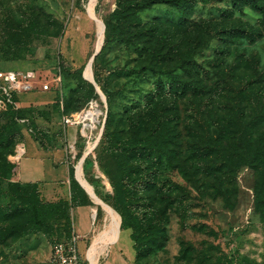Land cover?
Instances as JSON below:
<instances>
[{
  "label": "rangeland",
  "instance_id": "obj_1",
  "mask_svg": "<svg viewBox=\"0 0 264 264\" xmlns=\"http://www.w3.org/2000/svg\"><path fill=\"white\" fill-rule=\"evenodd\" d=\"M115 8L116 0H0V71H27L39 80L52 82L47 90L38 86L34 91L20 93L16 101L3 99L0 131L7 125L10 112L22 108L18 140L4 150H10L13 157L19 145H25L26 150L44 152L48 171L39 184L51 181L67 184L64 194L69 199L72 168L79 184V200L94 203L92 214L107 212L111 217L114 211L127 217L128 212L119 203L113 185L119 184L120 161L115 144L135 135L136 120L128 117L130 114L137 116L145 109L147 96L156 91L159 77L164 83L169 82V78L149 70L141 71V67L150 63L149 44L141 41L137 45H127L106 37ZM142 18L155 23L177 22L179 17L177 11L159 6L143 12ZM261 19L250 5L240 9L231 0L193 3L188 14L191 22L204 20L214 25L226 21L259 26ZM38 26L47 32L42 33ZM171 30L173 36L176 27ZM174 39L189 43L185 33L177 32ZM219 42L218 38L200 43L195 38L191 41L200 51L196 61L205 64L206 71H210L209 88L212 93L220 92L216 96L218 102L209 105L206 99L187 98L178 102L168 100V108L165 106L178 132L171 144L177 160L174 169L166 162L160 166L157 186L176 189L159 204V213L166 214L165 222L138 257L137 264H219L220 258L229 264H264V222L254 201L256 180L260 176L256 169L259 167L264 172V163L257 161L237 173L232 172L228 181L208 177L203 171L205 163H199L200 154L217 147L216 141L227 151L233 150L237 138L229 118L239 103L242 106L248 103V118L264 116V35L254 43L247 38L237 42L238 51L236 43L232 45L235 54L243 53L244 58H250L251 64L255 63L254 66L244 64L245 68L237 70L235 54L222 65H216L214 48ZM152 44L156 48V42ZM169 47L170 44L166 50ZM174 58L172 66L178 62L179 55L175 54ZM168 64L169 61L166 67ZM246 67L247 71L258 72L257 78L260 74L257 85L262 87V96L251 94V88H246ZM176 73L188 77L182 70ZM94 108L100 114L95 128L91 129L88 121L83 120L87 123L83 125L79 115ZM65 117L74 123H66ZM191 126L198 130H192ZM253 129L255 137L264 134V117ZM224 131L229 132L226 136H232L217 140ZM216 162L220 163L219 155ZM198 164L200 172H196ZM53 167L57 174L49 172ZM18 174L16 170L10 179L17 181ZM8 182L0 180L5 202ZM39 194L45 199L41 186ZM144 208H141L143 214ZM75 213L78 215L79 211ZM154 213L156 216L158 210ZM44 216L46 233L18 240L0 238V264H52L53 244L70 239L74 234L73 209L54 204ZM11 221L0 219V225ZM91 221L95 220L91 218ZM142 224L143 229H147L148 219ZM77 237L80 249L85 239ZM121 240L128 241L125 234Z\"/></svg>",
  "mask_w": 264,
  "mask_h": 264
},
{
  "label": "trees",
  "instance_id": "obj_2",
  "mask_svg": "<svg viewBox=\"0 0 264 264\" xmlns=\"http://www.w3.org/2000/svg\"><path fill=\"white\" fill-rule=\"evenodd\" d=\"M231 1L240 9L250 5L254 11L262 16L260 25L255 26L250 22H241L240 24L226 21L214 25L212 22L204 20L198 22L188 20L189 8L193 3L206 4L211 0H116V8L110 17L106 37L127 45H137L141 41L145 42L144 45L149 44L147 47L150 63L141 67V71L149 70L169 78L167 83H164L162 78H158L156 91L148 94L147 105L137 115L138 119L135 114H130L128 117L131 121L136 120L134 122L135 135L120 139L115 144V151L120 161L117 176L119 184L113 185L117 190L119 203L128 212L127 217L123 214L120 215L122 227L130 228L132 231L134 248L137 253L136 264L138 257L149 247L152 237L159 230H162L166 214L165 212L161 213V211L159 213V204L166 199V196L174 194L173 190L176 189L173 187L165 190L157 186L156 177L160 166L166 162L174 169L177 160L171 144L176 139L178 132L171 123L170 112L168 115L166 114L165 106L168 108V100L178 102V100L182 101L187 98L206 99L209 105H215L218 102L216 96L220 94L219 91L212 93V88H209L207 80L210 78V71H206L205 64H199L196 61L200 51L191 44V41L195 38L200 43L204 40L206 42L208 39L218 38L220 42L214 48L216 52L214 60L216 65H222L229 56L236 53L232 45L236 43L235 47L238 51L239 43L237 42L247 38L251 43H254L258 37L264 35V0ZM159 6L177 11L179 17L177 22L170 20L148 23L143 20V12ZM173 26L176 27L177 32L185 33V38H189L188 44H185V41H175L174 37L177 32L174 31L173 36L170 34ZM39 29L42 33L47 32L43 27H39ZM155 42L156 48L152 44ZM168 44L171 47L166 50ZM175 54H178L179 58L176 65L172 66L171 63L175 59ZM235 55L238 62L235 70L245 68L244 64H251L250 58H244L243 53ZM167 61H169L168 67H166ZM251 65L254 66L255 63ZM247 68L244 71L246 88H251V94L262 96V87L257 85V82H260V74L257 78L258 72L255 74L247 71ZM177 70H182L188 77L180 76L176 73ZM3 97L0 90V98ZM17 98H19L18 95L13 94L11 101H16ZM247 107L248 103H244L243 106L239 103L233 116L229 118L235 131V138H237L233 150L227 151L222 143L216 141L217 147L209 148L200 154L199 159L201 161L199 160V163H205L203 171L208 177L228 181L232 172L237 173L246 166L255 165L257 161L264 163V134L255 137L253 129L256 122L261 118L263 119L264 116L255 115L252 119L248 118ZM23 112L22 108L12 110L7 125L0 131V180L9 181L6 190L7 202L4 201L3 191L0 189V219L13 220L0 225V238L3 241L18 240L33 234L46 233L44 212L49 207H54V204L67 205L71 209L92 204L90 200H79V184H77L75 170L72 168L70 172L71 196L69 199L65 198L58 201H47L41 198L38 182H21L10 179L15 173L18 163L12 159L10 150L6 152L4 148L11 147L17 142L20 134L18 120ZM195 127L191 126V129L195 131L197 129ZM227 134L229 132L224 131L217 140L232 136V134L226 136ZM217 155L220 157V163L216 162ZM209 160L211 161L209 162ZM194 161L192 160V163ZM206 163L207 166H205ZM200 164L196 166V172L201 171ZM256 170L260 176L256 180L254 201L256 210L260 213L261 221L264 222V172L259 167ZM142 207H145L144 214L141 212ZM155 209L158 210V213L153 216ZM117 217L119 219V215ZM146 219H148L149 224L147 229H143L142 223ZM67 223L71 230L70 221L68 220ZM73 237L74 234L70 239L63 241L71 242ZM80 264L87 263L81 262L80 258ZM219 264H229V262L220 258Z\"/></svg>",
  "mask_w": 264,
  "mask_h": 264
},
{
  "label": "crops",
  "instance_id": "obj_3",
  "mask_svg": "<svg viewBox=\"0 0 264 264\" xmlns=\"http://www.w3.org/2000/svg\"><path fill=\"white\" fill-rule=\"evenodd\" d=\"M24 153L26 154L21 155L19 158L12 157L18 163L16 169L19 171L17 181L38 182L45 179L48 170H46L44 152L33 151L32 148L26 150L25 148ZM49 172L57 174L55 168ZM40 186L42 187V196L45 200L58 201L65 199L64 192L67 184L51 181L40 184ZM93 205L94 203L73 208L74 235L85 239V243L79 249L81 262L92 264V258L97 257L99 260L97 264H136L137 253L134 248L131 229L122 227L121 216L118 219L116 215V221L114 211H112L113 216L111 217L107 212L98 213L97 215L92 214ZM77 210L79 211L78 215L75 213ZM91 218L95 221H91ZM123 234H125L128 241L124 240L122 242Z\"/></svg>",
  "mask_w": 264,
  "mask_h": 264
},
{
  "label": "built area",
  "instance_id": "obj_4",
  "mask_svg": "<svg viewBox=\"0 0 264 264\" xmlns=\"http://www.w3.org/2000/svg\"><path fill=\"white\" fill-rule=\"evenodd\" d=\"M57 79H54L56 81ZM38 86L47 90L52 86V82L46 80H39L36 75L19 70L0 71V90L3 93L1 102H12L11 97L13 94L19 95L24 92L34 91ZM68 124H73L74 121L65 117ZM24 145H19L15 150V157L19 158L24 154ZM78 237L74 235L71 242L56 241L51 249L52 264H80V252L77 243Z\"/></svg>",
  "mask_w": 264,
  "mask_h": 264
},
{
  "label": "bare ground",
  "instance_id": "obj_5",
  "mask_svg": "<svg viewBox=\"0 0 264 264\" xmlns=\"http://www.w3.org/2000/svg\"><path fill=\"white\" fill-rule=\"evenodd\" d=\"M101 42L99 44V47L101 45ZM93 106L94 105H92L91 107H93ZM99 114L100 113H99V110L98 109H95V108L94 109H88L84 113H82V114L79 115V120L83 122V125L85 123L83 120L88 121L89 122V127L91 129H94L95 126H96V123L98 122V116H99ZM85 124H87V123H85ZM114 214H115V212H114ZM115 217H116V214H115ZM116 221H117V217H116ZM92 260H93L92 264H97V257H93Z\"/></svg>",
  "mask_w": 264,
  "mask_h": 264
},
{
  "label": "water",
  "instance_id": "obj_6",
  "mask_svg": "<svg viewBox=\"0 0 264 264\" xmlns=\"http://www.w3.org/2000/svg\"><path fill=\"white\" fill-rule=\"evenodd\" d=\"M102 42H103V40H102ZM102 42H101V45H102ZM101 45H100V47H101ZM92 61H93V59H92ZM93 82L96 84V81H95L94 77H93ZM97 88L100 90V88L98 87V85H97Z\"/></svg>",
  "mask_w": 264,
  "mask_h": 264
}]
</instances>
